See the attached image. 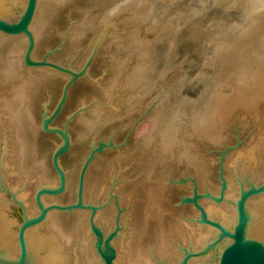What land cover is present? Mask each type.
<instances>
[{
	"label": "rangeland",
	"instance_id": "1",
	"mask_svg": "<svg viewBox=\"0 0 264 264\" xmlns=\"http://www.w3.org/2000/svg\"><path fill=\"white\" fill-rule=\"evenodd\" d=\"M25 3L14 0L0 18L16 20ZM30 31L32 61L56 68L27 66V38L0 33V195L12 218L22 214L9 192L32 217L36 192L58 185L60 131L70 141L59 159L66 191L43 204H74L93 155L82 198L100 207L95 222L104 234L123 229L116 264H157L153 254L177 264L179 244L199 247L207 226L181 204L195 191L223 196L199 203L207 212L225 208L234 224L242 190L264 186V0H38ZM253 148L254 164L244 155ZM260 195L249 198L250 212ZM89 212L51 210L44 222L59 218L66 229L67 264H100Z\"/></svg>",
	"mask_w": 264,
	"mask_h": 264
},
{
	"label": "water",
	"instance_id": "2",
	"mask_svg": "<svg viewBox=\"0 0 264 264\" xmlns=\"http://www.w3.org/2000/svg\"><path fill=\"white\" fill-rule=\"evenodd\" d=\"M38 6V0H26V3L14 21H8L6 19L0 18V33L7 37H26L28 41V46L24 55V62L27 66L38 67V66H51V64L45 62L44 60L40 63L33 62L31 59V54L34 49V38L30 31V26L36 14V9ZM56 68V66H51ZM61 134L64 139V144L59 147L52 156V166L58 177V185L54 188H40L35 196L34 202L38 208V213L35 216H28L25 207L22 202L18 201L12 192H9L12 200L16 202V206L21 210V220L12 218L7 211V217L16 225L17 230L13 231L11 235V244H8L9 249L7 251H2L0 249V264H30V258L35 255L30 251V230L35 227H40L46 220L49 211L58 210L61 212L72 213L74 210H84L90 211L89 217V231L94 237V250L99 258L100 264H116L117 253L114 247V240L119 237V232L123 230L119 225L115 228L113 232L107 235L101 230L99 226L96 225L95 218L97 212H99L100 207L85 206L83 202V179L84 172L86 170L87 163L92 160L93 155L84 163L78 182V188L76 192V201L74 204L61 206L53 205L46 207L43 204V197L45 196H58L62 195L66 191V176L62 167L60 166L59 159L65 154L70 146V141L66 133L60 131H55ZM102 147V146H101ZM99 149L98 151H101ZM222 190L226 188V182L221 177ZM264 192V186L260 188L251 187L250 190L240 193V196L236 203V220L234 224L229 227L224 223H219L212 218H210L208 212L200 205L199 199L203 197H208L215 202H220L223 200V196L220 198H215L210 194L205 196L197 194L196 191L192 197L182 198L181 204H191L196 210H198V219L195 221L198 226L210 228L213 235L210 238V242L214 240L206 248L201 244L199 247L196 246L194 249L193 245L187 247H182L181 258L177 264H264V235L257 237L258 234L253 233L250 225L253 223L252 211L248 210L249 198L253 195ZM2 200L4 196L0 195ZM10 209L7 207L6 210ZM117 223L119 221V216L117 215ZM194 222V223H195ZM229 227V228H228ZM154 255V254H153ZM152 255V258L157 262V264H170L166 260L158 261Z\"/></svg>",
	"mask_w": 264,
	"mask_h": 264
},
{
	"label": "bare ground",
	"instance_id": "3",
	"mask_svg": "<svg viewBox=\"0 0 264 264\" xmlns=\"http://www.w3.org/2000/svg\"><path fill=\"white\" fill-rule=\"evenodd\" d=\"M106 1V0H105ZM11 2L13 3L14 2V0H0V12L1 13H6V14H9L10 13V11H11ZM127 2V1H126ZM16 3V2H15ZM142 3V2H141ZM124 4V3H123ZM137 4V3H136ZM14 6H15V4H13ZM128 5V4H127ZM127 7V6H126ZM20 8H22V7H20ZM135 9H137V8H135ZM140 10V9H139ZM126 11H127V9H126ZM181 12V11H180ZM113 13V12H112ZM111 13V14H112ZM5 14V15H6ZM13 14V13H12ZM109 20V19H108ZM179 21V20H178ZM13 122V121H12ZM12 122H11V124H12ZM84 123V122H83ZM83 125V124H82ZM151 126V125H150ZM12 129H13V127H12ZM210 131V130H209ZM214 133V131H210V133ZM216 133V132H215ZM170 135H172V134H170ZM212 138V137H211ZM263 138H264V136H263ZM164 139V138H163ZM167 139H169V138H167ZM170 140V139H169ZM169 140H168V143H169ZM166 141V140H165ZM263 141V140H262ZM14 143V142H13ZM10 144H12V143H10ZM9 144V145H10ZM17 144V143H16ZM15 145V144H14ZM166 145V144H165ZM16 146V145H15ZM164 146V145H163ZM9 148V147H8ZM16 148V147H15ZM15 148H14V150H15ZM165 148V147H164ZM13 149V148H12ZM10 150V149H9ZM13 152V151H12ZM254 152H255V150H254V148L253 149H251V150H248V152L246 153V154H244L245 155V159H247V160H250V162L252 161H254L255 159H254ZM14 153V152H13ZM6 154V153H5ZM8 155V154H7ZM10 155V154H9ZM12 155V154H11ZM14 156H15V154H13ZM22 154H20V156H21ZM238 156V155H237ZM243 156V155H242ZM5 157V156H4ZM16 158H17V155H16ZM235 158V157H234ZM240 158V157H239ZM12 159V158H11ZM18 159V158H17ZM237 159H238V157H237ZM245 159H244V157H243V161H245ZM236 160V159H235ZM247 162V161H246ZM255 162V161H254ZM254 162H253V164H254ZM234 163H235V161H234ZM252 163H251V165H253ZM258 164V163H257ZM4 165H6V164H3V166ZM243 165V164H242ZM241 165V166H242ZM250 165V164H249ZM7 168L9 167V166H6ZM5 166H4V168H6ZM12 167V166H11ZM234 167V166H233ZM240 168V167H239ZM233 169V168H232ZM253 169V168H252ZM6 170V169H5ZM9 170V169H8ZM12 170L13 169H11V172H7V173H9V175L10 176H12V177H14L13 176V172H12ZM41 170V169H40ZM5 172V171H4ZM40 172H42V171H40ZM16 175V174H15ZM40 176V175H39ZM36 177V176H35ZM17 178V177H16ZM43 178V177H42ZM15 180V179H14ZM13 180V181H14ZM39 180V179H38ZM44 180V179H43ZM16 181V180H15ZM34 182V181H33ZM44 182V181H43ZM34 184V183H33ZM40 186V185H39ZM33 189H35V188H33ZM19 194V193H18ZM17 195V194H16ZM229 195V194H228ZM21 196H24L25 197V195H24V193H23V195H21ZM260 196H262V195H260ZM18 197V196H17ZM24 197H23V199H24ZM145 197V196H144ZM26 198V197H25ZM20 199V198H19ZM145 199V198H144ZM147 199V198H146ZM231 199V198H230ZM5 200V199H4ZM18 200V199H17ZM6 202V201H5ZM5 202L2 200V198L0 197V249L2 250V251H7V250H10L9 249V246H8V244H11L10 242H11V240H12V238H11V235L13 234V231H12V229H11V227L10 226H13L14 225V223L7 217V210H6V205H7V203L8 202H6V204H5ZM20 202H21V200H20ZM207 203V202H206ZM9 205V204H8ZM208 205V204H207ZM251 205H253L254 206V209H251V211H252V215H253V223L250 225V228L252 229L251 231L253 232V233H255V234H258V236L257 237H261L262 236V234L264 233V199H263V196L262 197H258V198H256L253 202H252V204ZM221 208L223 209V207H220V206H214V205H212V207H208L207 209L209 210V214L210 215H212L211 213H213V214H216V216L217 217H219V219L221 220V221H224L223 223L225 224V225H228L229 226V224H230V222H229V219H230V216L232 215H230L229 216V214H230V212L229 213H226V211H223V210H221ZM228 208H230V207H228ZM8 209V208H7ZM206 209V208H205ZM227 210V209H226ZM229 211V210H228ZM52 214V213H51ZM54 214V213H53ZM52 214V216H53V218H57L58 216H56V213L54 214L55 215V217H54V215ZM106 214V213H105ZM233 214H235V213H233ZM58 215V214H57ZM101 215V214H100ZM51 216V215H50ZM215 216V215H214ZM212 217V216H211ZM48 218V217H47ZM50 218V217H49ZM52 218V219H53ZM97 218V217H96ZM144 218V217H143ZM234 218V217H233ZM59 218H57L56 220H58ZM79 219V218H78ZM145 219L146 218H144V222H145ZM50 221L49 223L48 222H46V223H43L40 227H35V228H33V229H31L30 230V233H29V237H30V251L32 252V253H34L35 255H32L31 254V256H32V258H30V261H29V263L30 264H67V261H68V252L66 251V247H67V243H69V240L67 239V234L65 233V228L64 227H61V226H59L60 224L59 223H57L58 221ZM61 221V220H60ZM75 222V221H74ZM144 222H142V224L144 223ZM130 223V222H129ZM133 223V222H132ZM131 223V224H132ZM141 223V222H140ZM174 224H175V222H173ZM192 223V222H191ZM78 224V223H77ZM127 224V223H126ZM144 224H146L145 226H147V223L145 222ZM178 224V223H177ZM67 225V224H66ZM75 225V224H74ZM125 225V224H124ZM133 225H134V223H133ZM133 225H131V227H133ZM141 225V224H140ZM63 226V225H62ZM129 226V225H128ZM142 226V225H141ZM177 226V225H176ZM196 226V225H195ZM143 227V226H142ZM175 227V226H174ZM181 227H183V226H181ZM189 227H191V225L190 226H188V229H189ZM130 228V227H129ZM134 228V227H133ZM132 228V230H134ZM144 228V227H143ZM180 228V227H179ZM192 228V227H191ZM190 228V229H191ZM200 228V227H199ZM203 228V227H202ZM68 229H70V228H68ZM126 229V228H125ZM186 229V228H185ZM194 229H197V228H195L194 227ZM193 229V230H194ZM43 230V231H42ZM129 230V229H128ZM128 230H126L127 231V233H129V231ZM142 230H146L145 228L144 229H142ZM192 230V231H193ZM199 230V229H198ZM190 231V230H189ZM192 231H191V233H192ZM134 232V231H133ZM195 232V231H194ZM194 232H193V234H194ZM212 230H210L209 228H203V229H201L200 230V233L198 232V234L199 235H197L196 236V238L197 239H199V240H201V241H203V240H205L206 238H208L209 237V235H211L212 234ZM88 233V232H87ZM131 233V232H130ZM135 233H136V228H135ZM140 233V232H139ZM144 233V232H143ZM186 233V232H185ZM190 233V232H189ZM196 233V232H195ZM215 233V232H214ZM141 234V233H140ZM139 234V235H140ZM131 235V234H130ZM134 235V234H133ZM186 235H187V233H186ZM195 235V234H194ZM82 236V235H81ZM121 236H123V235H121ZM142 236V235H141ZM144 236V235H143ZM78 237H80V236H78ZM129 236H127V238H128ZM131 237V236H130ZM132 237H134V236H132ZM195 237V236H194ZM193 237V238H194ZM69 238V237H68ZM135 238V237H134ZM78 239V238H77ZM84 239V238H83ZM129 239V238H128ZM132 239V238H131ZM130 239V241H132ZM142 239V238H141ZM187 239V238H186ZM195 239V238H194ZM126 240V239H125ZM68 241V242H67ZM80 241V240H79ZM129 241V240H128ZM128 241H127V243H128ZM135 241L138 243V241L137 240H134V243H135ZM186 241V240H185ZM193 241V240H192ZM197 241V240H196ZM199 242L200 244L202 243V242ZM214 240H212L211 242L210 241H208V242H205L206 244L205 245H207L209 242V244L208 245H210L212 242H213ZM194 242H195V240H194ZM82 243V242H81ZM131 243H133V242H131ZM136 243V244H137ZM187 243V242H186ZM83 244H86L85 243V241L83 242ZM195 244H196V242H195ZM127 245V244H126ZM130 245H132V244H130ZM197 245V244H196ZM204 245V247L206 248L207 246H205ZM136 246V245H135ZM137 246H139V245H137ZM130 247V246H129ZM134 247V246H133ZM86 248V247H85ZM124 248H125V245H124ZM138 248V247H137ZM128 249V248H127ZM131 249V248H130ZM82 250V249H81ZM135 250H136V248H135ZM86 251H88V250H86ZM129 251V250H128ZM127 251V252H128ZM131 251L133 252V250L131 249ZM137 251V250H136ZM136 251H135V253H136ZM134 253V252H133ZM139 253H140V251H139ZM82 256H83V258H85L84 256H86V252H85V250L84 251H82ZM80 254V255H81ZM80 255H79V257H80ZM134 255V254H133ZM76 256V255H75ZM78 256V255H77ZM125 256V255H124ZM79 257L77 258L76 257V259L78 260L79 259ZM139 258H141L140 256H138ZM82 258V257H81ZM138 258V259H139ZM142 259V258H141ZM86 260V259H85ZM89 260V259H88ZM91 260V259H90ZM145 260V259H144ZM79 261V260H78ZM91 262V261H90ZM134 262V261H133ZM142 262H143V260H142ZM141 262V263H142ZM77 263V262H76ZM93 263V262H92ZM149 263V262H148ZM75 264V263H74ZM130 264H132V263H130ZM143 264V263H142ZM145 264V263H144ZM146 264H147V261H146Z\"/></svg>",
	"mask_w": 264,
	"mask_h": 264
},
{
	"label": "flooded vegetation",
	"instance_id": "4",
	"mask_svg": "<svg viewBox=\"0 0 264 264\" xmlns=\"http://www.w3.org/2000/svg\"><path fill=\"white\" fill-rule=\"evenodd\" d=\"M210 229V228H209ZM211 230V229H210ZM213 233L214 232H212V234L211 235H209V237L208 238H206L205 240H204V242H207L208 240H209V238L213 235ZM206 243H203V245L202 246H204Z\"/></svg>",
	"mask_w": 264,
	"mask_h": 264
}]
</instances>
